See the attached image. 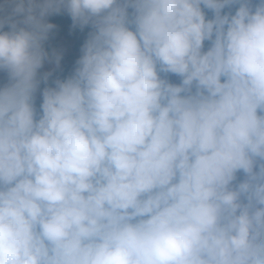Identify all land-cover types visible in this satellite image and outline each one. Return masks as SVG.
<instances>
[{"label":"clouds","instance_id":"clouds-1","mask_svg":"<svg viewBox=\"0 0 264 264\" xmlns=\"http://www.w3.org/2000/svg\"><path fill=\"white\" fill-rule=\"evenodd\" d=\"M0 72V264H264V0H0Z\"/></svg>","mask_w":264,"mask_h":264},{"label":"trees","instance_id":"trees-1","mask_svg":"<svg viewBox=\"0 0 264 264\" xmlns=\"http://www.w3.org/2000/svg\"><path fill=\"white\" fill-rule=\"evenodd\" d=\"M47 21L56 25V27L50 32L49 39L45 42L46 48L53 47L60 37L66 38L70 43V52L65 56L64 61L60 63L59 68L54 71L53 76L50 78L51 82L52 79H63L71 74L75 61L80 55V48L87 38L89 29L80 30L79 28H73L71 17L64 11H61L59 14L50 15L47 17ZM172 79L175 80V77H172ZM38 104L39 95L37 96Z\"/></svg>","mask_w":264,"mask_h":264},{"label":"rangeland","instance_id":"rangeland-1","mask_svg":"<svg viewBox=\"0 0 264 264\" xmlns=\"http://www.w3.org/2000/svg\"><path fill=\"white\" fill-rule=\"evenodd\" d=\"M7 7H8V6H6V8H7ZM7 30H8V27H7V25H6L5 28H4V31H7ZM51 48H55L56 50H58V51H60V52L62 53L61 62H63L64 59H65V56L70 52V43H69V41H67L66 38H64V37H60V38L55 42L54 46L51 47ZM61 62H60V63H61ZM47 68H48V66L46 65V66H45V69H43V70H47ZM43 70H42V71H43ZM6 80H7L6 74L0 72V84L5 83ZM38 95H39V93L37 94V96H38Z\"/></svg>","mask_w":264,"mask_h":264}]
</instances>
